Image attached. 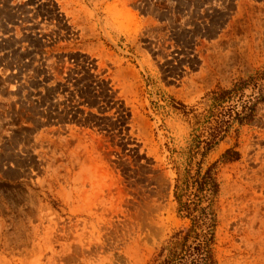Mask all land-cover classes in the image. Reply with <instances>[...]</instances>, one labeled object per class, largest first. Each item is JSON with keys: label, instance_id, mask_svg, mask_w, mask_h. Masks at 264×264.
Returning <instances> with one entry per match:
<instances>
[{"label": "rangeland", "instance_id": "rangeland-1", "mask_svg": "<svg viewBox=\"0 0 264 264\" xmlns=\"http://www.w3.org/2000/svg\"><path fill=\"white\" fill-rule=\"evenodd\" d=\"M243 80L264 92V0H0V264L152 262L189 225L174 185L219 119L208 94ZM253 113L192 160L238 152L216 167L217 264H264Z\"/></svg>", "mask_w": 264, "mask_h": 264}, {"label": "trees", "instance_id": "trees-1", "mask_svg": "<svg viewBox=\"0 0 264 264\" xmlns=\"http://www.w3.org/2000/svg\"><path fill=\"white\" fill-rule=\"evenodd\" d=\"M245 82L246 80L239 81L230 89L211 91L208 94L212 107L219 109L217 112L219 119L212 127L208 140L201 142L192 140L186 157V166L174 185L177 214L188 219L189 225L185 230L174 233L160 248L157 257L148 264H217L214 252L217 225L214 204L219 192L216 167L218 162L238 159V152L228 148L220 159L204 169L200 161L196 162L194 171L192 160L197 153L204 157L224 137L222 132L229 128L231 122L243 124L251 121L254 107L258 101L264 99V92L260 90L258 95L254 96V100L251 98L243 100L241 96ZM235 96L240 100L237 101V105L225 108L223 103L234 99Z\"/></svg>", "mask_w": 264, "mask_h": 264}]
</instances>
